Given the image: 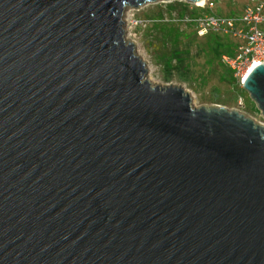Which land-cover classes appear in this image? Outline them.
<instances>
[{"label": "water", "instance_id": "water-1", "mask_svg": "<svg viewBox=\"0 0 264 264\" xmlns=\"http://www.w3.org/2000/svg\"><path fill=\"white\" fill-rule=\"evenodd\" d=\"M146 1L0 0V264H264V125L145 79Z\"/></svg>", "mask_w": 264, "mask_h": 264}, {"label": "rangeland", "instance_id": "rangeland-1", "mask_svg": "<svg viewBox=\"0 0 264 264\" xmlns=\"http://www.w3.org/2000/svg\"><path fill=\"white\" fill-rule=\"evenodd\" d=\"M251 1L204 0L203 6L188 0H152L127 5L124 39L135 44L136 55L146 64L145 79L152 85L180 86L190 94L193 107L223 106L264 125L257 103L221 61V46L226 43L232 51L236 40L219 33L214 46L210 39L216 34H198L190 20L211 13L238 16Z\"/></svg>", "mask_w": 264, "mask_h": 264}, {"label": "built area", "instance_id": "built-area-1", "mask_svg": "<svg viewBox=\"0 0 264 264\" xmlns=\"http://www.w3.org/2000/svg\"><path fill=\"white\" fill-rule=\"evenodd\" d=\"M190 20L200 35L214 32L236 40L232 51L222 53L221 61L239 85L243 86L249 73L264 63V0H252L238 16L211 13Z\"/></svg>", "mask_w": 264, "mask_h": 264}, {"label": "trees", "instance_id": "trees-1", "mask_svg": "<svg viewBox=\"0 0 264 264\" xmlns=\"http://www.w3.org/2000/svg\"><path fill=\"white\" fill-rule=\"evenodd\" d=\"M216 35H212L211 36V41L213 42V45L214 46H217V44H218V42L220 41L219 40V38H218V35L219 34H217V33H215ZM223 40V39H222ZM228 47V48H227ZM227 48V49H226ZM226 49V50H225ZM220 51H222V53H224V52H229V51H231V49H230V47H229V45L227 46V44L226 43H224V45H222L221 46V48H220Z\"/></svg>", "mask_w": 264, "mask_h": 264}, {"label": "bare ground", "instance_id": "bare-ground-1", "mask_svg": "<svg viewBox=\"0 0 264 264\" xmlns=\"http://www.w3.org/2000/svg\"><path fill=\"white\" fill-rule=\"evenodd\" d=\"M197 2H199V1H197ZM204 0H202L200 3H198L199 5H203L204 3Z\"/></svg>", "mask_w": 264, "mask_h": 264}]
</instances>
